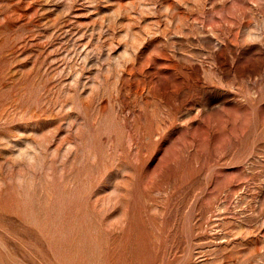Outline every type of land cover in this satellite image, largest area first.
<instances>
[{
  "label": "rangeland",
  "instance_id": "rangeland-1",
  "mask_svg": "<svg viewBox=\"0 0 264 264\" xmlns=\"http://www.w3.org/2000/svg\"><path fill=\"white\" fill-rule=\"evenodd\" d=\"M0 264H264V0H0Z\"/></svg>",
  "mask_w": 264,
  "mask_h": 264
}]
</instances>
